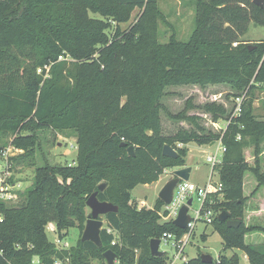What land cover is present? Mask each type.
<instances>
[{"label": "trees", "instance_id": "16d2710c", "mask_svg": "<svg viewBox=\"0 0 264 264\" xmlns=\"http://www.w3.org/2000/svg\"><path fill=\"white\" fill-rule=\"evenodd\" d=\"M193 1L189 38L161 44L157 0H0V135H13L21 160L33 157L37 131L44 129L73 130L77 149L74 164L36 167L15 204L0 202V264H33L35 258L39 264H90L107 249L116 253L117 264H164L166 254L152 256L149 240L184 230L172 220L159 222L165 206L159 198L153 208H138L131 190L156 181L166 169L185 167V144H213L221 136L193 128L161 133L162 90L185 83H228L236 94L246 91L236 115L226 114L222 104L205 105L214 119L226 114L229 120L217 166L222 197L215 199L212 222L222 252L211 263L199 255L186 264H238L237 253L223 254L233 249L249 264H264V239L256 240L264 235V117L253 112L254 90L264 89V40L249 47L240 39L250 22L264 25V5ZM135 8L137 18L121 29ZM164 144L177 151L176 158L162 154ZM247 173L254 177L248 182ZM252 180L257 184L245 194L244 183L251 186ZM94 191L98 200L118 206L104 215L115 234L101 229L100 247L80 236L74 246L58 248L47 236L48 224L59 238L71 227L82 233L86 199ZM255 199L259 207H249ZM223 210L240 220L238 227L218 220Z\"/></svg>", "mask_w": 264, "mask_h": 264}, {"label": "rangeland", "instance_id": "374dc122", "mask_svg": "<svg viewBox=\"0 0 264 264\" xmlns=\"http://www.w3.org/2000/svg\"><path fill=\"white\" fill-rule=\"evenodd\" d=\"M157 6L161 12L157 20L158 42L161 44L168 43L173 37L177 41H185L189 38L195 25V3L193 0H157ZM139 9L135 8L130 13V18L126 22H120L121 29L128 28L137 18ZM95 17H101L97 14H91ZM240 39L245 40V43L252 45L254 42L264 40V25L255 22L248 24L246 32L240 36ZM67 59L71 58L67 56ZM46 71H48L46 69ZM38 72H41L40 69ZM234 92V93H233ZM244 96L246 91L235 93L233 88L228 83L206 84L200 85L197 83L185 84H167L162 90L160 101L162 108L159 111V127L162 134H175L181 129H194L201 131H218L220 127H224L226 114H233V109L236 105V96ZM240 96V97H241ZM211 102L222 104L226 109V114L222 119H214L211 113L205 110V105ZM253 112L261 117H264V89L257 87L254 90ZM191 117H193L191 119ZM230 118V117H229ZM199 125L202 130L197 129ZM215 124V125H214ZM38 141L31 151V158L21 160L18 154L22 150L11 144L13 135L1 134L0 146L3 149L10 148L8 151V160L10 163V181L15 184L17 193H22L28 188L33 180L35 168L44 164L65 165L74 164L76 157L75 133L73 130H53L44 129L37 131ZM72 146V147H71ZM187 149L186 164L191 168L189 181L203 185L207 182L211 172V164L206 161V156L214 153L217 148V142L213 144H197L189 142L185 144ZM0 150V152H1ZM248 156V153H247ZM13 158V159H12ZM264 168V153L262 155ZM252 161V159H251ZM175 169V168H174ZM173 169H166L162 172L158 179L150 184H138L131 190V197L137 202L138 208H153L158 199V193L161 187L168 181L172 175ZM254 177L247 173L245 180L248 182ZM213 180L218 179L217 167L214 169L212 176ZM253 184L244 183L243 191L245 194H250L256 186L257 181L252 180ZM254 185V187H253ZM262 196V195H261ZM20 194L18 195V199ZM156 199V200H155ZM257 199V198H256ZM251 200L248 206L256 203L259 207V202ZM16 201V202H17ZM140 201L144 202L140 204ZM15 202V203H16ZM14 203V204H15ZM165 205V204H164ZM198 202L195 200L193 208H196ZM164 208L162 206L159 214V222L167 221L164 217ZM89 213V212H87ZM190 216H194V211H188ZM105 226V216L100 217ZM82 233L76 227L68 229L65 237L59 238L56 235L54 228L47 226V236L55 243L58 248H62L67 242L69 246H74L77 243ZM202 234L206 235L205 240ZM264 235L258 234L256 240H263ZM57 241H59L57 243ZM248 241V240H247ZM67 248V247H64ZM159 249L166 253L168 258L172 257L174 249L169 242L162 241ZM222 252V239L212 224L198 223L194 229V235L191 238L190 244L186 247L187 258H194L202 253L210 254L212 259H217ZM232 253L238 254V264H249L244 258L243 252L237 249L223 251V254L229 256ZM38 260L35 258L33 264ZM67 262V261H65ZM60 264H63L60 263ZM66 264V263H65ZM90 264H107L104 258H93Z\"/></svg>", "mask_w": 264, "mask_h": 264}, {"label": "built area", "instance_id": "2783aa9c", "mask_svg": "<svg viewBox=\"0 0 264 264\" xmlns=\"http://www.w3.org/2000/svg\"><path fill=\"white\" fill-rule=\"evenodd\" d=\"M264 5V3H263ZM233 45H236L234 42ZM243 96H239L236 98V105L233 110L232 115H236L240 111V104ZM229 123V120L226 122ZM225 123V126H226ZM215 125V124H214ZM224 127H220L218 132H221L220 138H218L217 148L214 153H210L206 156V161L211 164V172L208 177L207 182L203 185H197L189 180L181 179L176 187L173 190L171 202L165 205L164 211L166 212L164 217L167 220H173L176 218L180 208L183 205L188 207V211L192 209L194 211V216H190L188 211L187 214L189 216V222L187 223L186 228H184L181 234H178L173 231L163 232L160 239V243L162 241L169 242L174 249V253L172 257L168 258L166 256V261L164 264H186L188 262L186 256V247L190 244L191 238L194 235V229L198 223L203 224H212L217 211L213 208L216 198L222 197V188L223 185L219 180H213L212 176L214 173V169L221 164L222 156L225 151V146L222 143V132ZM239 138V136L237 137ZM177 146H183L182 143H178ZM8 151L10 148L3 149L0 152V202L5 204H14L18 199L17 189L14 183H12L10 179V163L8 160ZM218 173V171H217ZM193 196L192 205H188V199ZM198 202L196 208H193L194 201ZM219 214V213H218ZM2 221L0 217V222ZM105 228L107 233L115 234L114 230L107 226V224L103 223L102 229ZM59 241H57L58 243ZM112 244L115 243V238L111 242ZM69 245L67 242L63 244L62 247H68ZM164 254H166L164 252ZM118 262L117 260L115 261ZM36 264H39L38 262ZM55 264H60L56 262Z\"/></svg>", "mask_w": 264, "mask_h": 264}, {"label": "water", "instance_id": "95a60500", "mask_svg": "<svg viewBox=\"0 0 264 264\" xmlns=\"http://www.w3.org/2000/svg\"><path fill=\"white\" fill-rule=\"evenodd\" d=\"M252 2L262 7L264 0H252ZM251 45H249L250 47ZM122 146H125V143H121ZM128 155H134L133 146L127 147ZM162 154L166 157L176 158L178 153L177 151L168 144H164L162 147ZM191 168L188 166L175 168L171 171L172 177L165 182V184L161 187L158 193V198L165 204H169L172 199L173 190L176 187L177 183L183 180H189ZM106 184L101 183L98 185V190L102 191L105 188ZM193 196H191L187 204L192 205ZM86 206L90 210L87 219L85 221V225L81 234V241H91L96 246H101L100 232L103 227V220L100 218L103 215H106L109 212H117L118 206L111 202L100 201L97 198V191L92 192L86 199ZM188 207L183 205L176 218L172 220L173 225L180 229H184L189 222V216L187 214ZM219 221H225L227 227L236 228L240 224V220L230 219L227 211L223 210L218 214ZM160 239L159 238H151L149 240V249L150 254L152 256H162L164 254L163 251L159 249ZM102 257L105 259L107 264H117L115 261L117 260V255L111 249H107L102 253ZM200 259L202 262L211 263L212 257L210 254L202 253L200 254Z\"/></svg>", "mask_w": 264, "mask_h": 264}, {"label": "crops", "instance_id": "0c3cea01", "mask_svg": "<svg viewBox=\"0 0 264 264\" xmlns=\"http://www.w3.org/2000/svg\"><path fill=\"white\" fill-rule=\"evenodd\" d=\"M71 147H72V146H71ZM186 166H187V164H186ZM190 171H191V170H190ZM189 176H190V175H189ZM155 200H156V199H155ZM143 203H144V202L140 201V204H143ZM143 205H144V204H143ZM89 211H90V210L87 208V212H89ZM48 227H50V228H55L54 225H53L52 223L48 224ZM243 254H244V253H243ZM243 256H244L245 259H247L245 254H244Z\"/></svg>", "mask_w": 264, "mask_h": 264}]
</instances>
